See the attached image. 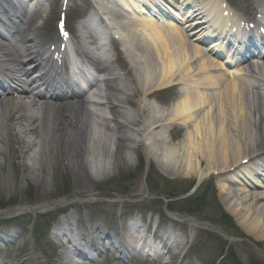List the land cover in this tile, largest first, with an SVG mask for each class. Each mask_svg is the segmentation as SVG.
Returning <instances> with one entry per match:
<instances>
[{"label":"bare ground","instance_id":"6f19581e","mask_svg":"<svg viewBox=\"0 0 264 264\" xmlns=\"http://www.w3.org/2000/svg\"><path fill=\"white\" fill-rule=\"evenodd\" d=\"M29 1L31 0H27V2ZM119 1L126 7L129 6L128 2L133 3L136 7L139 4L135 3L134 0ZM151 1L154 2L150 3L154 7L158 3L163 4L161 0ZM219 1L183 0V5L206 2L220 8L222 5ZM256 2L259 3V6L264 7L262 0ZM12 6L13 9L10 8L8 12L22 18L24 12H18L16 5ZM101 10L106 12L107 8L103 7ZM158 10L163 11L162 7H159ZM132 11L131 16L123 20L121 26V29L125 27L126 30L131 32L127 35L124 33L120 41V44L126 45L127 49H120L119 53L131 63L135 82L134 94L142 97L139 102H136L135 109L143 114L144 119L142 122H138L131 118L127 110L119 107V114L125 117L126 123L135 125L134 127H137V125L140 127L134 132V137L131 138L132 141L126 145V156L121 152L123 159L125 160L128 157V151H130L128 147L133 148L142 138L148 137L145 145L150 146L143 149L144 155L142 157L147 161L152 160L154 165L150 164V166L163 172L167 176L166 180L168 182H174L169 179L173 177L191 179L190 177L194 173H196L197 180L201 181L206 173L215 172L211 170L214 169L213 165L216 164L220 165L219 173L221 174L229 172L230 168L235 170L237 167H243L244 165L248 167L249 162L255 158V153L264 142V99L258 91H252V94L248 92L247 89L250 84H248L246 78L259 79L264 77V69L256 73L255 70L248 68L247 74L242 71L243 69H240L242 75L241 78L237 79L238 81L235 80L236 82L233 79L229 80L227 76L223 77L222 74L217 75L214 72L216 70L220 72L221 67L224 68L223 63H220L221 67H219L212 61L203 60V52L198 47H194L193 51H190L185 40L187 36L178 30L176 24L171 21L159 25L152 19L136 16L135 12ZM190 14L187 13L188 16ZM31 37L29 40L31 43L30 52H27V50L18 52L14 48L11 51L9 47L12 45L10 43L6 44L0 41V54L11 57V63L18 62L22 70H24V62H35L33 68L37 69V66L41 64L43 54L37 49L34 30L31 31ZM147 41L151 46L148 50L151 55H145L141 52V48L145 47ZM153 54L155 56H152ZM150 56L151 63L148 62ZM21 57H25V61L20 60ZM29 72L28 70L27 73ZM149 73H152L155 80L152 77L146 79ZM244 76L246 77L244 78ZM230 78L232 77L230 76ZM114 81L116 82V92L120 91L119 87H122V91L127 90V87L123 84V79L115 77ZM173 84L180 86L178 91L180 98L175 99L172 104L167 106L168 113L165 117L164 112H158L155 106L144 103L157 90L167 88V86ZM111 85L112 82L108 81L106 90L110 89ZM220 88H223L224 91L219 92ZM211 91H215V95L211 94ZM214 96L215 98H213ZM104 99L106 100L92 106L102 108L108 105L112 109L114 107L112 102L105 95ZM214 102H217L218 122H214V112H211L214 105H216ZM86 104L84 99H78V101L68 104L64 109L59 106L50 108V105L40 103L39 98L28 103L0 101V140L6 141L4 143L6 147L0 141V153L8 148L9 152L11 150L9 159L14 161H21L29 156V162L25 164L24 161L21 171L24 178L33 180L44 177L45 168L51 164L52 160L57 163L63 159L68 160V163L78 168L75 169V173H78L79 176L85 162L94 167H104L111 158L108 154V148L114 144L112 142V136L114 135L105 128V120L97 116L96 110H91L93 107L88 108ZM225 105L228 113H226ZM17 106L36 107L38 112L34 110V114L18 112ZM59 111H64L69 116L65 117L63 114L58 113ZM174 121L184 122L189 126L192 124L193 127L184 140L168 144L163 139L164 137L157 135V132L165 124ZM22 122L28 123V126L23 127ZM33 123L36 125L32 126ZM116 127L120 129L126 127V124L117 125ZM251 128L255 130V134L250 131ZM17 129H20V135ZM27 134L33 135V139L27 141V138H25ZM116 139L117 157L121 140ZM35 147H39L37 152L33 151ZM196 156L205 159L207 169H201L200 161L194 163ZM43 158L46 162L45 166L42 167ZM192 160L193 162H191ZM244 160H247L246 164H242ZM125 168H128L127 164ZM112 169L114 170V167ZM250 179H252L251 176ZM177 182L180 183L181 180ZM219 188L220 195L226 196L229 206L237 208L240 213L233 215L235 222L242 227H246V231L255 239H264V192L251 193L247 190H232L229 192L223 186ZM237 196H239V199ZM217 207H219L217 204L213 206L206 205L207 213ZM166 217L168 216L161 218L159 223L158 219L155 218L149 220L147 224L153 225V228L157 227L163 233L175 237L174 232L169 229L167 223H161L163 220L166 221ZM202 218L203 216L200 217L198 223L194 221V226L200 225ZM153 222H157V224H153ZM61 229H63V226H61ZM146 230L148 231V229ZM56 231H61L62 236H66L67 233L71 232V230L56 228L55 234ZM97 231L101 233L99 228H97ZM71 236L89 238L87 234H83L79 229L73 231ZM71 243V241L68 242V244ZM92 247L99 250L97 244H93ZM122 248L124 251L127 250L124 246ZM75 249L73 248L72 255L75 254ZM70 262L71 259L68 254H65L60 264H69ZM164 264L170 263L168 261ZM171 264H174L173 260H171Z\"/></svg>","mask_w":264,"mask_h":264},{"label":"rangeland","instance_id":"374dc122","mask_svg":"<svg viewBox=\"0 0 264 264\" xmlns=\"http://www.w3.org/2000/svg\"><path fill=\"white\" fill-rule=\"evenodd\" d=\"M52 1L50 6L54 15L53 18L46 23L47 30H55L54 22L57 19L59 11H62V6L60 5L63 0ZM70 1H72L70 4L71 7L76 4H81V0H69V2ZM235 2L239 4V1ZM69 10L70 9H68L66 14L68 20L77 13L74 10L69 12ZM70 25L71 23L69 20L68 27ZM121 68L123 70L128 69L126 62L121 64ZM27 140L29 141L30 139L28 138ZM8 150L0 153V205H8L0 209V233L7 236L13 235L14 239L9 240L13 242L14 245L5 243L7 240L3 234H0V264L54 263V261L49 260V251L36 246L32 235L34 222L38 224L40 222L38 219L41 218L38 216L47 213V211L54 212L53 210L63 206L69 207L74 205V207L78 209L89 205L91 206V213L94 214V217L105 220V223L110 227V224L116 225L119 219L125 220L128 216L132 215L134 213L133 210H137L136 213L140 212L142 217H144V210L147 208L152 209L153 205L148 203L152 195H162L168 198V206H162L159 203L157 206L153 207L155 210L152 212H155L159 217L168 216L172 219L181 220L183 223L188 224V226H194L195 224L193 222L195 221L198 223L200 217L203 216L202 223L199 225L200 228L195 231V233L189 234L190 241H192L193 237V242L196 243L192 244L193 248H198L203 256V258H201V264H214L215 262V264H233L227 259L231 254H228V256L225 255L224 257L222 252L226 248V245L222 243L225 242L227 244L226 241H231V238L225 239L224 234L227 235V233L233 230L225 226V224L228 223L227 220H230L228 224L232 223L227 214H230L235 222L233 215L239 212L237 209H232L233 207H229L227 203H225L226 196L220 195L219 187L223 186L221 183L223 177L220 175L211 176L213 183L208 180L205 181L202 183V186L196 190L194 195L192 194L190 197L184 198L189 195L191 192L189 189L191 190L194 186L193 184H195L196 173L192 174L190 177L191 179H185L183 177L169 178L174 182L171 183V185L168 182L166 184L158 175L154 174L155 171L149 167L151 163H149L148 160L144 163V170L149 168V174L148 178H144L139 173L135 174V172H143L141 168L143 164L140 161L138 166L136 157L132 159V163H128V172L127 170H123L125 168H120V166H123L121 159H119L121 152L124 154L123 148L118 149L117 157L114 153H111L114 159V166L111 165V161L108 166L110 167L109 171H103L99 174L90 176L87 173L89 163L85 162L81 170L82 174L80 172L79 176L77 175L78 173H75V169L78 168L76 166L73 167L72 164L68 163V160L63 159L58 163L52 160L51 164L47 165L45 168L44 177L35 178V180L24 178L21 171V166L24 165V161L25 164L29 162V156H26L21 161H14L11 158L14 161V164H12V160L9 159V152L7 153ZM36 150V148H33V151ZM40 155L43 156L42 154ZM197 157L198 156L194 158V163L200 161L201 169H207L208 166L205 164V159ZM45 162L43 158L41 162L42 167L45 166ZM191 162H193V160ZM213 166L217 169L220 168V165H217V167L215 165ZM113 167L114 170L112 169ZM52 171H54L53 174H51ZM102 173H104V175H102ZM121 173L128 174V176L123 174L126 178L121 183V186H117L115 183H118L122 178V176H119ZM229 177L230 176H227V178ZM179 180H181L180 183L177 182ZM145 182L148 183L149 188H147L148 186H146ZM224 187L226 186L224 185ZM93 201L94 203L91 205L89 202ZM214 204H217L219 207L207 213L208 210L205 205L213 206ZM31 207L35 209L33 215H30V212H28V209ZM73 215L75 217L78 216L76 213H73ZM157 215H154L153 218ZM20 216L24 217L22 221L19 219ZM15 217L18 218L16 221H13L12 219ZM146 221L148 220L146 219ZM166 222L167 221L163 220L161 223ZM185 224H182L184 228H180L181 224H177V229L184 232L186 228ZM243 228L244 227L241 226V230L246 233ZM220 232H222V234H219ZM205 238L209 239L212 243L218 241L221 246L219 247L222 248L220 252H217V249L213 247L207 248L208 250L206 252L203 251V254L200 243H202V240ZM246 241L247 240L241 241L240 239L238 241L235 240L236 246L234 245V250H236L237 256L242 257L246 264L255 260L264 263V249L261 246L257 249L255 244ZM211 242L208 243L212 244ZM191 246L187 245L186 249L191 251L187 252L186 256H190L193 253V248ZM228 246L229 245H227V247ZM38 251H41V255L38 254ZM111 259H107L108 264H123V262L117 260L111 262ZM229 259L231 260V258ZM148 262L139 263V261L133 259L129 264H150ZM181 264H185V261H182Z\"/></svg>","mask_w":264,"mask_h":264}]
</instances>
